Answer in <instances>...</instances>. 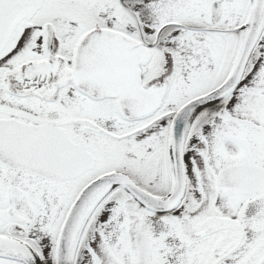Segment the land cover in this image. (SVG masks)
<instances>
[{"label": "snow or ice", "instance_id": "obj_1", "mask_svg": "<svg viewBox=\"0 0 264 264\" xmlns=\"http://www.w3.org/2000/svg\"><path fill=\"white\" fill-rule=\"evenodd\" d=\"M0 264H264V0H0Z\"/></svg>", "mask_w": 264, "mask_h": 264}]
</instances>
